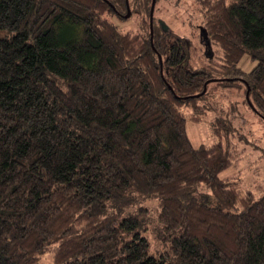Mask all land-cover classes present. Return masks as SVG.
<instances>
[{
	"label": "trees",
	"instance_id": "1",
	"mask_svg": "<svg viewBox=\"0 0 264 264\" xmlns=\"http://www.w3.org/2000/svg\"><path fill=\"white\" fill-rule=\"evenodd\" d=\"M152 1L0 0V264H264V196L221 177L245 138L219 118L195 148L181 111L242 88L264 118V0H192L202 67L154 14L151 35ZM127 2L144 33L111 20ZM149 199L155 255L149 210L124 214Z\"/></svg>",
	"mask_w": 264,
	"mask_h": 264
},
{
	"label": "rangeland",
	"instance_id": "2",
	"mask_svg": "<svg viewBox=\"0 0 264 264\" xmlns=\"http://www.w3.org/2000/svg\"><path fill=\"white\" fill-rule=\"evenodd\" d=\"M154 16L155 20L159 21L166 30L170 28V32L174 36L192 41L190 48L192 54L190 64L192 66L202 67V65L206 66L211 63L206 60L209 55L206 56L208 53L200 38V27L204 26L203 17L192 0H158L155 5ZM111 20L122 32L144 33V24H142L138 14L130 15L127 19L112 16ZM1 36H4L3 32H0ZM217 53L215 54L216 62H218L217 58L220 57L218 50ZM254 65L255 62L249 56H244L239 63V67L245 72H250ZM247 95L242 88L241 90L238 88L210 90L204 99L206 103L202 100L199 101V105H207L206 108L209 109L210 107V110H197L191 106H184L181 111L186 116L187 135L195 148L217 143L219 138L213 133L215 121L219 118L230 120V123L238 134L245 138V141L239 144L238 160L231 168L223 172L221 177L231 178V181L237 184L240 191H252L256 198H260L264 196V118L245 101ZM193 115H200L201 121H194ZM142 207L149 210L148 230L145 235L149 240L152 255L166 251L169 243L159 241L156 236L161 229L157 222L160 212L157 200L149 199L138 202L124 214H135ZM51 261L52 256L47 255L41 262L51 264Z\"/></svg>",
	"mask_w": 264,
	"mask_h": 264
},
{
	"label": "water",
	"instance_id": "3",
	"mask_svg": "<svg viewBox=\"0 0 264 264\" xmlns=\"http://www.w3.org/2000/svg\"><path fill=\"white\" fill-rule=\"evenodd\" d=\"M155 5H156V0L152 1V5H151V35H153V26H152V22H153V14H154V10H155ZM131 15V10L129 7V4L127 2V14L125 15V18H129ZM200 37L202 41H205V47H206V52L209 54H206L207 56L209 55V57H212L213 53H212V49H211V43L209 41L208 38V34L207 31L205 30V28L200 27Z\"/></svg>",
	"mask_w": 264,
	"mask_h": 264
},
{
	"label": "flooded vegetation",
	"instance_id": "4",
	"mask_svg": "<svg viewBox=\"0 0 264 264\" xmlns=\"http://www.w3.org/2000/svg\"><path fill=\"white\" fill-rule=\"evenodd\" d=\"M201 42H202V40H201ZM203 43V42H202ZM204 44V43H203ZM204 46H205V44H204Z\"/></svg>",
	"mask_w": 264,
	"mask_h": 264
}]
</instances>
